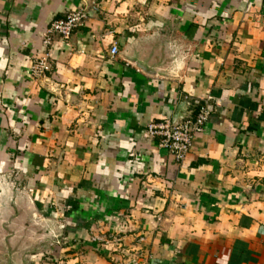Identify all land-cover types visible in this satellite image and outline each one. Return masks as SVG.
Returning <instances> with one entry per match:
<instances>
[{
	"label": "crops",
	"instance_id": "0c3cea01",
	"mask_svg": "<svg viewBox=\"0 0 264 264\" xmlns=\"http://www.w3.org/2000/svg\"><path fill=\"white\" fill-rule=\"evenodd\" d=\"M204 105L184 162L147 134ZM33 258L264 264V0H0V264Z\"/></svg>",
	"mask_w": 264,
	"mask_h": 264
},
{
	"label": "built area",
	"instance_id": "2783aa9c",
	"mask_svg": "<svg viewBox=\"0 0 264 264\" xmlns=\"http://www.w3.org/2000/svg\"><path fill=\"white\" fill-rule=\"evenodd\" d=\"M88 18V10L80 8L70 12L64 19L54 21L46 29L43 34V55L34 58L30 67V74L33 77H42L51 70L49 51L54 44V37L58 36L64 41L70 40L77 29L85 26ZM110 53L112 56L119 54L117 45L112 46ZM208 118L209 111L207 105H204L200 107L194 119H188L181 124H174L169 119L149 123L147 125V134L152 138L158 139L160 148L168 151L176 162L182 163L189 155L196 136L204 132ZM99 240L105 241V239ZM130 263L142 264L137 259H133Z\"/></svg>",
	"mask_w": 264,
	"mask_h": 264
},
{
	"label": "rangeland",
	"instance_id": "374dc122",
	"mask_svg": "<svg viewBox=\"0 0 264 264\" xmlns=\"http://www.w3.org/2000/svg\"><path fill=\"white\" fill-rule=\"evenodd\" d=\"M31 263H36V261L34 260V258L31 260ZM38 263V262H37ZM30 264V263H29Z\"/></svg>",
	"mask_w": 264,
	"mask_h": 264
}]
</instances>
